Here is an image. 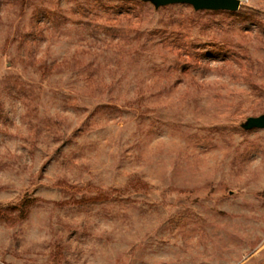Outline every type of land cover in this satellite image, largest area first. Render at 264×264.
I'll list each match as a JSON object with an SVG mask.
<instances>
[{
	"label": "rangeland",
	"instance_id": "obj_1",
	"mask_svg": "<svg viewBox=\"0 0 264 264\" xmlns=\"http://www.w3.org/2000/svg\"><path fill=\"white\" fill-rule=\"evenodd\" d=\"M0 0V264H264V0Z\"/></svg>",
	"mask_w": 264,
	"mask_h": 264
},
{
	"label": "water",
	"instance_id": "obj_2",
	"mask_svg": "<svg viewBox=\"0 0 264 264\" xmlns=\"http://www.w3.org/2000/svg\"><path fill=\"white\" fill-rule=\"evenodd\" d=\"M153 6L155 10L169 5H189L198 11H226L236 12L240 7L239 0H138ZM240 127L245 131L264 130V114L257 117H249Z\"/></svg>",
	"mask_w": 264,
	"mask_h": 264
}]
</instances>
